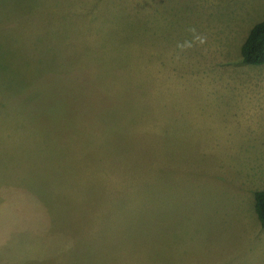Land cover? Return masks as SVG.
<instances>
[{
    "label": "rangeland",
    "instance_id": "rangeland-1",
    "mask_svg": "<svg viewBox=\"0 0 264 264\" xmlns=\"http://www.w3.org/2000/svg\"><path fill=\"white\" fill-rule=\"evenodd\" d=\"M263 19L0 0V264H264V65L241 56Z\"/></svg>",
    "mask_w": 264,
    "mask_h": 264
},
{
    "label": "trees",
    "instance_id": "trees-1",
    "mask_svg": "<svg viewBox=\"0 0 264 264\" xmlns=\"http://www.w3.org/2000/svg\"><path fill=\"white\" fill-rule=\"evenodd\" d=\"M244 63L251 66L264 65V19L250 30L241 47ZM255 210L262 228H264V191L255 193Z\"/></svg>",
    "mask_w": 264,
    "mask_h": 264
},
{
    "label": "crops",
    "instance_id": "crops-1",
    "mask_svg": "<svg viewBox=\"0 0 264 264\" xmlns=\"http://www.w3.org/2000/svg\"><path fill=\"white\" fill-rule=\"evenodd\" d=\"M256 243H258V249L256 250V251H261V250H263V248H261L262 247V242H256ZM252 247H253V249L255 248V242H254V244H252ZM264 247V246H263ZM259 251V252H260Z\"/></svg>",
    "mask_w": 264,
    "mask_h": 264
}]
</instances>
